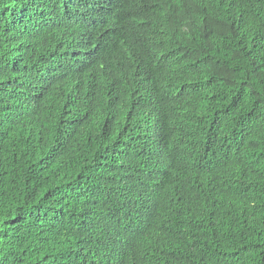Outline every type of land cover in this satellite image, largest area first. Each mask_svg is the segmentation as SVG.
<instances>
[{
    "label": "trees",
    "instance_id": "trees-1",
    "mask_svg": "<svg viewBox=\"0 0 264 264\" xmlns=\"http://www.w3.org/2000/svg\"><path fill=\"white\" fill-rule=\"evenodd\" d=\"M0 264H264V0H0Z\"/></svg>",
    "mask_w": 264,
    "mask_h": 264
}]
</instances>
